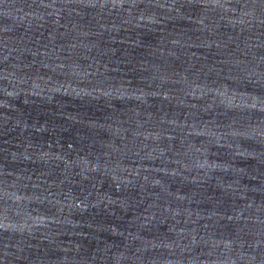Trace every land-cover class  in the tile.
Listing matches in <instances>:
<instances>
[{
    "label": "water",
    "instance_id": "obj_1",
    "mask_svg": "<svg viewBox=\"0 0 264 264\" xmlns=\"http://www.w3.org/2000/svg\"><path fill=\"white\" fill-rule=\"evenodd\" d=\"M0 264H264V0H0Z\"/></svg>",
    "mask_w": 264,
    "mask_h": 264
}]
</instances>
